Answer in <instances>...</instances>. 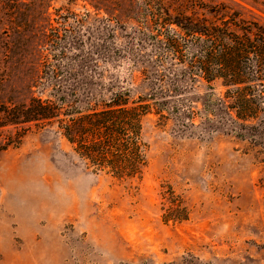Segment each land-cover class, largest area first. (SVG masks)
<instances>
[{
  "label": "rangeland",
  "instance_id": "1",
  "mask_svg": "<svg viewBox=\"0 0 264 264\" xmlns=\"http://www.w3.org/2000/svg\"><path fill=\"white\" fill-rule=\"evenodd\" d=\"M221 2L264 16V0H0L7 96L27 94L40 70L72 72L106 94L173 89L165 106L195 113L149 114L147 164L126 179L89 167L56 126L33 124L0 153V264H264V129L228 131L217 104L204 118L221 81L184 71L160 34L166 21L216 20L209 8Z\"/></svg>",
  "mask_w": 264,
  "mask_h": 264
},
{
  "label": "trees",
  "instance_id": "2",
  "mask_svg": "<svg viewBox=\"0 0 264 264\" xmlns=\"http://www.w3.org/2000/svg\"><path fill=\"white\" fill-rule=\"evenodd\" d=\"M209 9L221 16H188L187 22H175L178 28L166 21L160 28L164 46L171 57L186 64L188 74L208 83L221 81L223 93L214 101L206 95L202 116L211 119L217 104L227 116L228 131L255 139L264 129V16H245L225 2ZM40 72L18 99L0 90V153L18 146L33 124L51 125L95 171L120 179L141 177L147 164L146 117H166L180 109L177 102L172 108L165 106L173 89L160 97L156 91L133 94L129 87L107 88L106 94L87 86L93 83L87 75L55 72L53 83L45 70ZM181 113L195 117L192 109H180Z\"/></svg>",
  "mask_w": 264,
  "mask_h": 264
}]
</instances>
